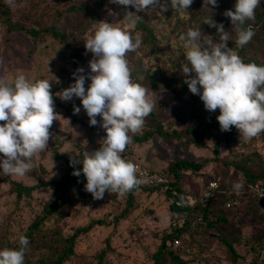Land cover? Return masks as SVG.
<instances>
[{
    "label": "rangeland",
    "instance_id": "374dc122",
    "mask_svg": "<svg viewBox=\"0 0 264 264\" xmlns=\"http://www.w3.org/2000/svg\"><path fill=\"white\" fill-rule=\"evenodd\" d=\"M49 1L16 0L18 6L14 9L28 10L36 5L42 6L40 8L42 9ZM1 2L7 4L5 0ZM128 11L131 10L111 3L105 4L95 16L91 17V20L86 15H66L63 18L62 28L63 32L69 35L66 43L47 35H38L33 38L23 32L9 33L0 24V78L12 80L17 74L22 73L30 80L50 81L55 112L58 114L50 130L52 136L48 148L33 158L32 170L24 177L0 174V250L7 248L19 238L22 234L19 230L24 229V224H27L31 216L36 214L43 204L54 201L57 194L54 185L36 188V178L38 177L41 181L59 179L68 161L73 157L78 159L80 152H92L98 149L99 141L106 135L99 123L96 126H90L89 117L79 98L74 96L69 101H62L55 94L75 82L73 73L77 68L83 67L85 74L90 72L88 62L93 56L90 52H86L84 45L85 40L94 33L93 26L96 22L113 23L131 32L133 37L142 36L139 30L134 29L125 20L124 17ZM46 13L42 12V15ZM167 13L170 18H167ZM35 15L36 19L42 16L38 12ZM42 17L41 26L51 23L46 16ZM186 17L187 15L174 12L171 8L163 13H160L158 8L145 12L147 22L159 28L157 50L154 54L150 53V57L144 56L142 49L134 51L133 55L130 52L127 54L134 82L141 80L146 84L145 73L153 81L159 82L153 90L146 85L142 86L148 89L149 99L155 104L152 112L154 121L159 123L160 131L167 134L172 131L183 132L187 123L184 116L190 110L186 98L175 101L176 97L165 88L163 89L164 77L176 76L178 81L187 85L180 71V65L185 62L184 42L180 41L179 37H175L174 33H170V29L175 26L177 20L187 23ZM13 18L22 21L15 12ZM244 52L249 55L255 54L259 61L263 62L261 65H264V43L261 41H258L253 48L245 49ZM90 83V79L86 78V89ZM74 106L80 108L78 114L74 113ZM206 113L209 112L206 111ZM97 120L99 122L101 118L98 116ZM147 122L149 124L144 125L141 132L130 133L133 142L126 147L122 156L137 166L138 176L145 180L143 185L154 187V184L149 183L153 180H161L162 185L158 189L147 191L134 190L128 207H126V194L117 195L106 192L104 198L97 200L94 204L88 203L89 201L76 202L74 193L68 194L71 199L66 195L60 199L67 208L70 204L73 206L60 215V219L53 215L43 224L48 235L56 232L57 228L65 234L72 235L78 227L92 223L85 233L77 236L74 253L64 264H153V253L164 235L173 227V220L176 222L178 218L169 214L168 208L172 198L168 197L166 190L172 188L169 181L171 177L166 176L163 171L180 160L201 162L205 159L209 160V164L204 166L206 168L202 175L190 171H183L180 174L179 184L184 191L183 194L190 196L184 200V203L188 200L204 203L196 196L209 191L208 182L215 177V172L218 174L222 169L221 172H225L226 180L230 183L229 189L226 190L229 199L224 202L222 208L227 219L226 222H213L217 227L207 228L203 223L193 231L186 230L180 240L187 245L189 252L185 254L178 252L177 255L186 264H252L254 257L249 249L264 246V200L254 198L250 200L249 196H245L244 193L251 190L250 185L243 179L242 173L229 168L228 163L233 160L234 155L250 152L258 147L263 153L264 145L261 143L260 135L248 141L240 140V134L234 127L238 139L219 143L217 154L214 155L211 141L206 142L205 147L185 146L182 141L185 139L184 136L163 138L153 135L139 142L136 140L138 136L156 130L150 121L146 120L145 123ZM249 143L256 145L254 147ZM207 169L209 171L205 179L204 173ZM237 183L242 185L239 190L234 189ZM16 184L23 188H35L29 192L28 197L21 193L17 199ZM213 197H210V200ZM246 206L253 207L254 210L249 211L248 215H251L249 217L243 214ZM6 216L9 225L5 224ZM177 222L179 227L182 222L181 220ZM234 238L239 239V242L233 245L235 258L224 244V241L228 242ZM160 263L179 264L169 259L166 263L164 260Z\"/></svg>",
    "mask_w": 264,
    "mask_h": 264
},
{
    "label": "clouds",
    "instance_id": "9594fccd",
    "mask_svg": "<svg viewBox=\"0 0 264 264\" xmlns=\"http://www.w3.org/2000/svg\"><path fill=\"white\" fill-rule=\"evenodd\" d=\"M5 2L9 7L18 6L16 0ZM111 2L136 10L126 12L124 17L134 27L141 19L137 13L157 8L160 13L171 7L182 15H189L187 10L193 0ZM260 4L261 0H236L234 11L223 13L230 18L235 30L237 48H243L255 35L251 24L244 25L255 20ZM208 5L217 6V0H204V7L208 8ZM203 23L216 28L219 41L214 42L211 35L203 38L200 27L189 28L180 34L185 50V62L180 65L184 83L192 94L199 96L206 111L219 110L216 119L221 132H229L235 127L240 140L256 138L264 133V65L245 63L236 50L228 47L231 36L222 23H216L212 17ZM93 27L94 33L84 45L86 52L93 56L88 62L90 72L85 74L83 67L77 68L73 73L75 82L55 95L62 101H69L74 96L79 98L90 126L99 123L106 133L99 141L98 149L84 151L82 160L75 157L70 160L73 167L82 164V170H74L72 174L79 177L82 171L87 181L84 190L91 193L93 199L101 200L106 192L124 195L145 182L138 176L137 166L124 159L122 154L133 142L130 133L141 132L155 104L149 99L148 89L133 81L127 60V54L141 46L139 35L133 37L131 32L105 21L96 22ZM86 78L91 81L87 89ZM51 87L48 80H30L22 73L12 80L0 78V174L24 177L32 170L33 158L48 148L52 136L50 130L58 117ZM79 112L80 108L74 106V113ZM241 187L239 183L234 185L235 190ZM217 188L218 184L214 191ZM170 192L172 202H175L180 195L172 188ZM184 200L180 202L184 203ZM193 203L190 206L187 202L184 204L192 207ZM18 244V248L0 250V264H25L27 236L21 234Z\"/></svg>",
    "mask_w": 264,
    "mask_h": 264
},
{
    "label": "trees",
    "instance_id": "16d2710c",
    "mask_svg": "<svg viewBox=\"0 0 264 264\" xmlns=\"http://www.w3.org/2000/svg\"><path fill=\"white\" fill-rule=\"evenodd\" d=\"M163 2V0H162ZM170 2V0H169ZM236 0H217V6L213 7L212 5H208L204 7V0H193L192 5L187 10L188 14L186 20L188 22H180L177 20L175 26L170 29V33H174L175 37H179L180 34L186 33L189 28H198L200 27L203 38H207L208 35L213 37L214 42L219 41V34L216 33V28L209 27L207 24L203 23L206 18H211L218 24L222 23L225 31H229L231 40L228 42V47H232L234 50L238 52L245 63L255 62L258 65H261L263 62L259 61V58L254 54H248L244 52L245 49L253 48V46L258 42L264 43V0H261L260 7L256 9L255 12V20L247 21L244 27H247L251 24L255 35L252 40L245 45L243 48H237L234 41L236 39L235 30L232 28V24L230 18L224 16V12L226 10H233ZM111 0H50L45 8L40 9L42 6L36 5L31 9H14V7H9V5L2 3L0 0V24L6 29L7 32H23L33 38L38 35H47L51 38H58L61 41H65L69 35H66L62 28L64 25L63 18L66 15L71 16H95L96 13L102 9L105 4H111ZM119 6V5H118ZM125 7V6H124ZM132 12L136 10L131 6H128ZM171 8V7H169ZM19 10V11H18ZM169 10V9H168ZM17 15V17H21L22 21H18L13 18V13ZM38 12L39 15H42V12H47L42 16H46L50 24L41 26L40 21L42 20V16L39 19H36L35 13ZM176 12V11H174ZM141 19L134 26V29L139 30L141 33V46L137 49L140 51L142 49V54L146 57H150V53L154 54L156 52V46L158 44L157 33L159 32V28H155L151 26L147 20L145 19V12L137 13ZM167 18H170L169 13H167ZM20 19V18H19ZM181 27V28H180ZM147 51L145 52V50ZM131 55L134 52H130ZM144 78L147 81L144 84L141 80L137 83L141 85H146L150 89L156 88L159 85L158 81H153L149 75L144 74ZM166 89L168 92L172 93L174 97H176L175 101L179 99L186 98L188 100L190 110L186 112L184 116L187 119L186 126L183 132H175L171 133H163L160 131L159 123L154 121V116L151 113L146 120L150 121L152 126L156 128L153 132H145L141 136H136L139 142L145 141L148 138H151L153 135H157L163 138H181L183 139V143L185 146L193 145L196 147H205L206 142L211 141L213 153L217 154V147L219 143L236 141L238 137L236 136V132L234 127L229 132H221L219 123L216 117L219 115V110L217 109L215 112L206 113V110L203 106V102L200 100L198 95L192 94L187 85H183L180 81L177 80L176 76L164 77V86L163 89ZM148 125L149 122L145 123ZM261 143L264 145V133L260 134ZM250 145H255L249 143ZM186 148V147H185ZM83 159V152H80V156L78 160ZM209 164V160L205 159L201 162H192L187 160H180L171 164V167H168L166 171H163L166 176H170L169 179L172 189L176 191L178 195L184 193L183 189L180 187V174L183 171H190L197 175H202L204 166ZM229 168H232L235 171L241 172L243 179L249 185L253 184L257 180H264V152L261 153L258 149H254L250 152L239 153L237 156L234 155L233 160L228 163ZM74 170H82V164L77 163L74 167L70 164V161L66 163V168L64 172L61 173L59 179L55 178V180H47L41 181L37 177V187H49L54 185L55 190H57L56 197L52 203H45L42 205L41 209L34 215L31 216L30 220L27 224H24L25 227L23 230H19L23 235H26L29 240L28 249L25 254V264H64L70 256L74 253V243L75 239L79 234L85 233L89 226H81L78 227L72 235L65 234L61 230L57 228L56 232L46 233L43 224L50 220V218L55 215L56 218L60 219V215L66 210H69L73 205L70 204L67 206L64 205L60 201L64 196L70 198V194H76V202H87L88 203H96L97 200H94L91 193H88L84 190V185L86 184V178L84 177L82 171L79 177L73 175ZM209 169L204 173V178L207 177ZM220 172L217 174L215 172V177H219L218 188L216 191H212L207 201L202 203L200 201H195L194 206L187 207L182 201L179 204L172 202L169 206V214L176 218V222L173 220V227L169 229L167 234L164 235V238L161 240L160 245L157 250L153 253V264H161L162 260L164 263L167 262V259L174 260L179 264H186L183 260L178 257V252L185 254L189 252L187 245L181 242L180 237L186 231L191 229V231L195 230L199 225H206L207 228L214 227L216 222H226L225 214L222 212V208L224 202L229 199L227 195V189L230 186L228 181L226 180L225 172ZM163 172L161 174H163ZM213 178V179H214ZM161 185H156L154 187H149L145 185H140L138 188L134 189L137 191H147L151 189H158ZM17 192L16 198L18 199L21 193L25 194L27 197L29 196V192L33 189L26 187H20L19 184H16ZM128 192L126 194L127 203L126 207L130 205V202L133 198V191ZM69 194V195H68ZM166 194L170 197V190H166ZM245 196H249L250 198H254L256 200H260L256 197L255 194L246 192ZM214 196L211 200L210 197ZM196 197H199L196 196ZM195 197V198H196ZM176 199V197L174 198ZM251 200V199H250ZM176 201H180L179 199ZM262 201V199H261ZM62 203V204H60ZM253 210V207L250 208L246 206L244 210V215L248 217L251 215L249 211ZM243 217V216H242ZM178 220H181L182 224L178 227ZM14 221L12 220V223ZM20 223V221H18ZM99 222V221H96ZM214 222V223H213ZM7 225V216L6 222ZM9 225V224H8ZM217 227V225L215 226ZM176 238L179 240L178 245L172 244V239ZM238 238L230 239V241L225 242L226 248L229 250L234 258L236 254L233 250V245L237 244L239 241ZM18 239L11 243L7 248L15 249L18 248ZM2 248V247H1ZM251 250L253 254L252 264H264V246H260V248L253 247ZM102 254V253H101ZM167 257V258H166ZM100 260L99 257H97Z\"/></svg>",
    "mask_w": 264,
    "mask_h": 264
},
{
    "label": "built area",
    "instance_id": "2783aa9c",
    "mask_svg": "<svg viewBox=\"0 0 264 264\" xmlns=\"http://www.w3.org/2000/svg\"><path fill=\"white\" fill-rule=\"evenodd\" d=\"M218 181H219V178L216 177L212 181L208 182V186L207 187H208L209 191H206L203 195H200V198H201V200L203 202L207 201V199H208L209 195L211 194L212 190H214L217 187ZM149 183L150 184H154L155 186L156 185H162L161 184V180H153V181H150ZM165 184H166V182H165ZM165 184H164V187H165ZM249 189H251V190H249V192L255 194L259 198L264 199V181H261V180L256 181L255 183H253L252 185L249 186ZM185 198H187V197L180 195L176 200H178V199L179 200H184ZM176 200H175V203L179 204L180 201H176ZM192 203H193L192 200H188L187 201V205L188 206L192 205ZM172 244L173 245H178V240L176 238H173L172 239Z\"/></svg>",
    "mask_w": 264,
    "mask_h": 264
}]
</instances>
